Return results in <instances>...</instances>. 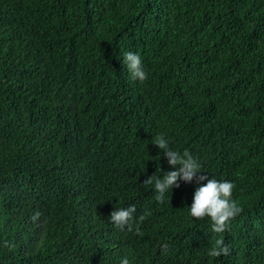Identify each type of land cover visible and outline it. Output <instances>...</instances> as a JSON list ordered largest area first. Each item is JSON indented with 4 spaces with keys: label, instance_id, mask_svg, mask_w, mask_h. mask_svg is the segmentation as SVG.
I'll return each mask as SVG.
<instances>
[{
    "label": "trees",
    "instance_id": "trees-1",
    "mask_svg": "<svg viewBox=\"0 0 264 264\" xmlns=\"http://www.w3.org/2000/svg\"><path fill=\"white\" fill-rule=\"evenodd\" d=\"M159 134L236 185L224 233L190 216L196 178L163 203L143 185L175 170ZM259 221L264 0H0V264H255L242 239ZM214 238L228 256L208 255Z\"/></svg>",
    "mask_w": 264,
    "mask_h": 264
},
{
    "label": "clouds",
    "instance_id": "clouds-1",
    "mask_svg": "<svg viewBox=\"0 0 264 264\" xmlns=\"http://www.w3.org/2000/svg\"><path fill=\"white\" fill-rule=\"evenodd\" d=\"M124 65L127 67L132 80L146 81L148 74L144 69L141 57L132 52H125ZM118 91H122L120 88ZM169 140L164 134H159L153 138V144L159 149L163 150L167 157L169 165L172 166V171L162 173L163 178H159L161 168L157 167L155 174L147 177L143 185H154L156 196L155 200L163 203L165 195L169 189L179 187L178 181L192 182L196 178L199 187L196 189L193 203L191 204L190 216L196 219L209 218L211 221V231L216 234L224 233L231 220L243 212V208L239 202L233 199V193L236 185L230 181H218L215 178H209L205 175L197 176L202 173V164L198 158L194 157L189 150H184L181 153L178 150H173L169 146ZM137 208L135 205L128 206L127 208H117L110 213V223L114 224L117 229L124 230L127 226L129 231H132L133 222ZM40 213L37 212L32 219H38ZM150 213H144L139 216V220L143 221ZM264 238V230L261 229V223L251 225L244 235L242 241L244 242L245 252H256L258 258L255 264H264V247L261 245ZM168 245H163L166 251ZM230 248L225 243L223 238H214V243L210 248L208 255L210 257L228 256ZM120 264H130L127 257L121 259Z\"/></svg>",
    "mask_w": 264,
    "mask_h": 264
}]
</instances>
